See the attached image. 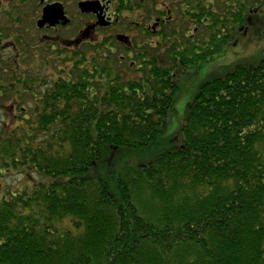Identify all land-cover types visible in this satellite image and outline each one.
Returning a JSON list of instances; mask_svg holds the SVG:
<instances>
[{
  "label": "trees",
  "instance_id": "obj_1",
  "mask_svg": "<svg viewBox=\"0 0 264 264\" xmlns=\"http://www.w3.org/2000/svg\"><path fill=\"white\" fill-rule=\"evenodd\" d=\"M263 9L264 0H215L214 32L244 19L243 33L264 26ZM234 39L194 61L175 53L165 63L152 50L140 77L103 65L41 86L34 69L7 72L20 86L0 87V104L16 96L22 109L0 122V176L41 179L0 197V264H264V34L257 63L200 85L177 147L117 172L121 149H146L165 132L186 69Z\"/></svg>",
  "mask_w": 264,
  "mask_h": 264
},
{
  "label": "flooded vegetation",
  "instance_id": "obj_2",
  "mask_svg": "<svg viewBox=\"0 0 264 264\" xmlns=\"http://www.w3.org/2000/svg\"><path fill=\"white\" fill-rule=\"evenodd\" d=\"M214 2L0 0V87L14 85L13 78L5 76L17 70L42 74L36 80L41 86L75 72L84 76L88 69L102 72L103 65L120 75L140 77L149 72L152 50H164L161 60L167 63L166 55L172 59L175 53V62L194 61L195 54L213 49L221 36L235 39L221 43L220 50L236 47L239 38L247 35L243 33L246 19L218 35L213 27ZM102 56L110 62H91ZM20 102L11 96L0 104V112L16 122Z\"/></svg>",
  "mask_w": 264,
  "mask_h": 264
},
{
  "label": "rangeland",
  "instance_id": "obj_3",
  "mask_svg": "<svg viewBox=\"0 0 264 264\" xmlns=\"http://www.w3.org/2000/svg\"><path fill=\"white\" fill-rule=\"evenodd\" d=\"M262 12L264 13V9ZM248 31L246 36L239 38V43L236 47H228V50H221L220 53L210 58L208 62L186 69L184 75L180 78V91L175 97L171 110L168 112V126L165 132L158 137L153 145L146 149H121L122 159L117 166V172L123 163L130 165L146 164L179 145L177 139L179 138L182 125L188 116V104L193 103L200 85L203 82L211 80L214 77L224 76L227 72L226 70L233 65L254 64L261 59L263 55L262 37L264 34V26L249 24ZM8 54L9 52H6V56ZM22 67L26 68L24 65ZM14 86L16 88L20 86L18 81L14 82ZM0 122L2 124L4 123V125L6 123L8 125L15 123L7 120L2 112H0ZM106 159L107 156L104 155L102 161L105 162ZM99 173L107 182L111 191L116 193L115 180L108 172L107 164L101 162ZM31 178L34 179V183L39 182L41 179L37 174L26 176L18 172L0 176V197L3 196L5 191L15 192L25 186H33V180Z\"/></svg>",
  "mask_w": 264,
  "mask_h": 264
},
{
  "label": "water",
  "instance_id": "obj_4",
  "mask_svg": "<svg viewBox=\"0 0 264 264\" xmlns=\"http://www.w3.org/2000/svg\"><path fill=\"white\" fill-rule=\"evenodd\" d=\"M89 10V9H88Z\"/></svg>",
  "mask_w": 264,
  "mask_h": 264
}]
</instances>
